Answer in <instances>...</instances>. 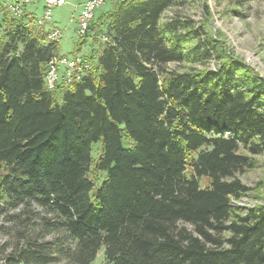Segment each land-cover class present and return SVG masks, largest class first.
Returning <instances> with one entry per match:
<instances>
[{
    "label": "trees",
    "instance_id": "16d2710c",
    "mask_svg": "<svg viewBox=\"0 0 264 264\" xmlns=\"http://www.w3.org/2000/svg\"><path fill=\"white\" fill-rule=\"evenodd\" d=\"M13 1L0 0V216H32L7 215L18 227L0 264L101 251L98 264H264V200L234 202L264 152V77L231 56L196 67L214 40L164 18L187 0H112L72 52L92 45L83 78L50 89L60 39Z\"/></svg>",
    "mask_w": 264,
    "mask_h": 264
},
{
    "label": "rangeland",
    "instance_id": "374dc122",
    "mask_svg": "<svg viewBox=\"0 0 264 264\" xmlns=\"http://www.w3.org/2000/svg\"><path fill=\"white\" fill-rule=\"evenodd\" d=\"M86 0H66V3L53 8L52 20L46 22L44 27L52 29L58 27L62 31L60 39V52L72 56V52L80 41V35L76 32L77 14L83 2ZM112 0H105L104 4L97 9L96 15L102 11L111 9ZM44 3L39 2L29 5L28 10L35 12L40 17L43 12ZM176 15L191 21V26L199 30L201 39L206 36L214 40L211 57L196 64L198 68L207 67L210 69L219 68L227 56L237 58L250 66L255 72L264 77V0H187L181 5H174L165 12L164 18ZM35 25H39L35 22ZM91 37L90 40L91 41ZM212 46V45H211ZM92 49L90 42L84 43L80 53H88ZM170 68H181L178 63H171ZM126 147L135 144V140L129 139L124 142ZM100 143L93 144V155L99 153ZM242 150H245L242 148ZM255 166L239 177L250 187L249 192L240 200L234 201L243 207L254 206L264 200V152L254 155ZM1 206H3L1 204ZM36 211L39 208H35ZM5 213L0 216V242L10 241L11 235L15 232L17 220L7 219L8 214L21 213V217L30 216V213H23V208H12L5 205ZM190 229L193 226L186 223ZM11 232V233H10ZM57 234H49L48 238H55ZM102 251L92 264H98L102 259ZM59 264H69L60 262Z\"/></svg>",
    "mask_w": 264,
    "mask_h": 264
},
{
    "label": "built area",
    "instance_id": "2783aa9c",
    "mask_svg": "<svg viewBox=\"0 0 264 264\" xmlns=\"http://www.w3.org/2000/svg\"><path fill=\"white\" fill-rule=\"evenodd\" d=\"M39 2L44 3L43 12L38 17V24H44L52 20L53 8L66 3V0H15L9 4L11 12L15 16H21L24 8L28 5H34ZM105 0H86L83 2L79 13L77 14L76 32L81 36L89 30L91 21L96 15V11L104 4ZM0 27V38H1ZM62 37V31L58 27H53L48 38L59 40ZM107 39V37H105ZM89 64L81 54L73 56H54L49 62V69L46 75V83L50 89H54L60 81L65 84L80 81L83 78L86 68Z\"/></svg>",
    "mask_w": 264,
    "mask_h": 264
},
{
    "label": "crops",
    "instance_id": "0c3cea01",
    "mask_svg": "<svg viewBox=\"0 0 264 264\" xmlns=\"http://www.w3.org/2000/svg\"><path fill=\"white\" fill-rule=\"evenodd\" d=\"M36 6V4H34Z\"/></svg>",
    "mask_w": 264,
    "mask_h": 264
}]
</instances>
